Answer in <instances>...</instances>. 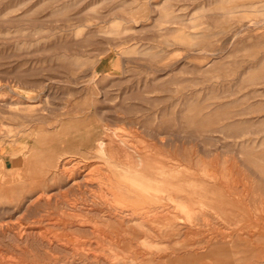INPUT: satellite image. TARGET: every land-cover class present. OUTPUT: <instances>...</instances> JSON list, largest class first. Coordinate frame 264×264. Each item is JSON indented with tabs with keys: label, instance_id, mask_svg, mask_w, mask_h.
<instances>
[{
	"label": "rangeland",
	"instance_id": "374dc122",
	"mask_svg": "<svg viewBox=\"0 0 264 264\" xmlns=\"http://www.w3.org/2000/svg\"><path fill=\"white\" fill-rule=\"evenodd\" d=\"M0 264H264V0H0Z\"/></svg>",
	"mask_w": 264,
	"mask_h": 264
},
{
	"label": "bare ground",
	"instance_id": "6f19581e",
	"mask_svg": "<svg viewBox=\"0 0 264 264\" xmlns=\"http://www.w3.org/2000/svg\"><path fill=\"white\" fill-rule=\"evenodd\" d=\"M102 138H103V137H102ZM120 139H121V138H120ZM97 143H98V142H97ZM97 143H96V144H97ZM101 143H102V142H101ZM101 147H103V146L101 145ZM88 148H89V147H88ZM98 148H99V147H98ZM96 149H97V148H96ZM94 150H95V149H94ZM97 151L99 152L98 149H97ZM102 151H103V150H102ZM94 152H95V151H94ZM88 153H89V152H88ZM91 153H92V151H91ZM95 154H96V153H95ZM99 154H100V153H99ZM63 155H64V154H63ZM52 157H53V156H52ZM54 158H55V157H54ZM83 159H85V158H83ZM65 160H66V159H65ZM71 162H72V161H71ZM68 165H69V164H68ZM71 165H72V164H71ZM72 166H74V165H72ZM75 166H76V165H75ZM63 167H64V165H63ZM67 167H68V166H67ZM67 167H65V168H67ZM69 167H70V166H69ZM70 168H71V167H70ZM73 168H74V167H73ZM59 169H60V168H59ZM57 170H58V169H57ZM64 170H65V169H64ZM64 170H63V171H64ZM66 170L68 171V170H70V169L68 168V169H66ZM66 170H65V171H66ZM71 170H72V169H71ZM78 170H80V169H78ZM74 171L76 172V170H74ZM57 172H58V171H57ZM57 172H56V173H57ZM60 172H61V171H60ZM78 172H79V171H78ZM45 173H46V172H45ZM65 173H66V172H65ZM58 174H59V173H58ZM72 174H73V173H72ZM45 175H46V174H45ZM48 175H49V173H48ZM53 175H54V174H53ZM64 175H65V174H64ZM78 175H79V174H78ZM80 177H81V176H80ZM85 177H86V176H85ZM60 178H61V177H60ZM65 178L67 179V177H63V176H62L61 180H62V179L65 180ZM81 178H82V177H81ZM57 179H58V178H57ZM68 179H70V178H68ZM68 179H67V180H68ZM83 179L86 180L87 178H84V177H83ZM61 180H60V181H61ZM63 180H62V181H63ZM67 180H66V181H67ZM73 180H74V176H73ZM76 180H77V178H76ZM85 180H84V181H85ZM88 180H89V179H88ZM90 180H92L91 182H93V179L90 178ZM64 182H65V181H64ZM74 182H75V180H74ZM89 182H90V181H88V183H89ZM95 182H97V180H96ZM85 183H87V182H85ZM93 183H94V182H93ZM93 183H91V184H93ZM77 185H78V184H77ZM43 191H44V190H43ZM115 191H116V190H115ZM115 194H116V193H115ZM114 196H115V195H114ZM40 197H42V195H41ZM38 198H39V197H38ZM46 198H47V197H46ZM39 200H40V198H39ZM35 203H36V202H35ZM105 239H106V238H105Z\"/></svg>",
	"mask_w": 264,
	"mask_h": 264
},
{
	"label": "crops",
	"instance_id": "0c3cea01",
	"mask_svg": "<svg viewBox=\"0 0 264 264\" xmlns=\"http://www.w3.org/2000/svg\"><path fill=\"white\" fill-rule=\"evenodd\" d=\"M215 253H216V249H215V250L212 249V250L210 251L209 255H215Z\"/></svg>",
	"mask_w": 264,
	"mask_h": 264
}]
</instances>
